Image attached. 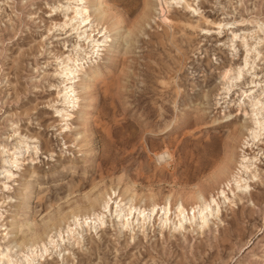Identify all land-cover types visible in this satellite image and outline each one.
<instances>
[{
  "label": "rangeland",
  "instance_id": "374dc122",
  "mask_svg": "<svg viewBox=\"0 0 264 264\" xmlns=\"http://www.w3.org/2000/svg\"><path fill=\"white\" fill-rule=\"evenodd\" d=\"M75 1L0 0L2 264H264V0H166L171 23L158 0H107L124 23L106 35L94 17L76 30ZM197 191L215 201L202 226Z\"/></svg>",
  "mask_w": 264,
  "mask_h": 264
},
{
  "label": "bare ground",
  "instance_id": "6f19581e",
  "mask_svg": "<svg viewBox=\"0 0 264 264\" xmlns=\"http://www.w3.org/2000/svg\"><path fill=\"white\" fill-rule=\"evenodd\" d=\"M161 2L160 4V13H161V19L162 21L166 22V23H171V20L170 18L167 16V10L166 8L164 7V4L166 3V0L164 1V3L162 2V0H158ZM174 1H177V2H180L182 0H174ZM76 5L74 6V9H73V15H72V19L71 20H74L77 18L78 20V26L76 28V30L80 29L81 27H86V25L88 23H90V20L92 17L95 18V21L97 22L96 23V26H98L99 24L103 23L104 24V27H103V31L105 32L104 35H106V33H109L110 30L112 29H117L120 27V25H122L124 23V19H123V16L121 15H118L117 17L113 18V21L111 23H108V14H107V11H106V7H108V3H107V0H76ZM147 5L145 4V7ZM186 7L188 8L189 7V4L187 3L186 4ZM90 11L92 13H90ZM206 23H207V20H206ZM212 23V25H215L212 29H222L225 27V25L221 24V22H210ZM230 24V23H229ZM256 24L259 26V27H262V25L259 23V22H256ZM59 26H62L64 27L65 25H67V23H63V24H58ZM227 25V24H226ZM211 28H209L207 31V33L211 32L212 30ZM262 32H264L263 30H261ZM91 32L88 36H86L87 38L86 39H90L91 38V34L93 31H89ZM85 39V40H86ZM109 37H105L104 36V39L102 41L100 40H94L91 42V46H90V51L92 52V54L96 57V58H100L101 57V54L103 52H108L109 50H107L108 48L111 47V44H112V41H108ZM109 43L108 45H105ZM95 58V59H96ZM70 59L67 57L66 58V61H69ZM110 60V57H108L107 59H105V61H108ZM75 68V66H73ZM228 71H226L227 73ZM75 73H77V70L75 69L74 70H70L67 72V75L66 74H63V73H59V75H65L67 76V81L69 82L68 85L66 87V92H65V97H67V104L70 106L69 109H73L75 108V106L78 104V100H79V97L76 95L75 93V89L72 87V81L75 79ZM78 77V76H77ZM100 77V75H97L96 73H93L92 77L87 78V77H84L81 81L82 85L80 84L79 87L82 88L83 87V91H84V94L88 97V102H89V112L86 113L85 115H83V118L84 116L85 119H82L81 120V125L83 127L87 126L90 121L93 119L92 117V111H93V103L96 102V99L92 97V95L90 94V87L93 86V84L96 82V80ZM89 82V83H88ZM245 93V92H243ZM263 93V92H262ZM264 100V98H263ZM257 102V103H256ZM254 101L253 102V105H258L261 100H257V101ZM245 114H247L245 112ZM66 118L67 119H71L73 118V115L72 113H68L66 115ZM222 121V120H221ZM214 123V122H213ZM212 123V124H213ZM215 123H221L220 120H216ZM209 128V127H207ZM29 139L31 140H38V138H32V137H28ZM252 138L255 139V135L252 134ZM24 152V154H26L28 148L27 147H21V144H19V146L17 147V151L18 153L20 151ZM159 156V155H158ZM157 156V157H158ZM159 158L163 159V160H170V155L168 153H162L160 154ZM162 160V161H163ZM250 159H248L249 161ZM7 163H10V162H7ZM13 164V162H11ZM18 166V165H17ZM224 169H225V166L223 168H221L219 170V172H224ZM6 172L5 170L3 172H0V175H4ZM230 183V181L228 182ZM237 188L239 190H242V186H237ZM220 193L222 195L223 191H220V192H217V194ZM110 198L108 200H105L104 203L102 204V209L103 210H108L109 209V204H110ZM193 200L200 203V201H204L203 202V205L201 207V211L198 213L201 217H200V223H199V226H202V224H204V222L206 221L207 217H208V214L202 216V214L207 210H209L211 208V203H213L214 200L212 201H208V203L206 202L204 196H203V193L200 192V191H197L195 193V196L193 197ZM218 205V204H217ZM169 206L170 203H169ZM121 205L119 204H116V208H120ZM158 207V204L157 203H152L150 205V208H144L142 210H138V214L140 215H143V216H146L145 219L142 220L141 224L144 225L146 222L147 219L151 218L152 215L155 213L156 211V208ZM200 207L199 205H196L195 207H192L191 210H195L196 208ZM135 209V208H132L130 207V209L128 210V212H126L124 214V217H125V224L129 221V218L131 217L132 215V210ZM162 210H166L164 208H161ZM176 212H177V218H178V221L179 223L185 221V220H190V218H187L186 216V209L181 205L179 204V206H177L176 208ZM169 211V208H167L166 210V214L168 213ZM123 212H119L118 215H121ZM71 217H72V221L74 224H77L79 222V220L81 218H79V215L75 214V213H71ZM196 218V214L193 212L192 214V217L191 219H195ZM86 221H89L91 222L93 225L91 228H94V225L97 223V219H96V216L95 214H92V218L89 216V217H85L84 218V222ZM169 220L168 219H165L164 223L168 222ZM67 233H68V230H67ZM31 245H35L37 244V240L33 241V242H30ZM46 252V251H44ZM41 255L43 256V253H41ZM37 256V255H36ZM7 256L5 255V252L4 250H0V264H2L5 260H6ZM7 264H10V263H7Z\"/></svg>",
  "mask_w": 264,
  "mask_h": 264
},
{
  "label": "snow or ice",
  "instance_id": "6c2138e0",
  "mask_svg": "<svg viewBox=\"0 0 264 264\" xmlns=\"http://www.w3.org/2000/svg\"><path fill=\"white\" fill-rule=\"evenodd\" d=\"M57 115H60V113H57ZM257 127L259 129V132L256 133V134H254L255 135V138L264 141V125L258 124ZM222 195H223V193H222ZM213 203H215V201H213Z\"/></svg>",
  "mask_w": 264,
  "mask_h": 264
}]
</instances>
